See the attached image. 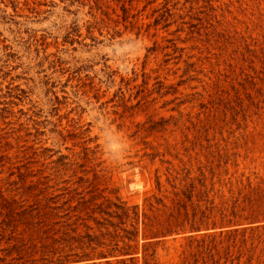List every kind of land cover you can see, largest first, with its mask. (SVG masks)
I'll return each mask as SVG.
<instances>
[{"label": "rangeland", "instance_id": "1", "mask_svg": "<svg viewBox=\"0 0 264 264\" xmlns=\"http://www.w3.org/2000/svg\"><path fill=\"white\" fill-rule=\"evenodd\" d=\"M184 172L264 182V0H0V211L92 191L140 212ZM90 225L111 242L114 227ZM142 227L127 253L66 264L236 258L183 253L186 238L230 227L186 226L158 244ZM13 244L0 235V264H22Z\"/></svg>", "mask_w": 264, "mask_h": 264}, {"label": "trees", "instance_id": "2", "mask_svg": "<svg viewBox=\"0 0 264 264\" xmlns=\"http://www.w3.org/2000/svg\"><path fill=\"white\" fill-rule=\"evenodd\" d=\"M184 173L179 184L172 186L171 192L163 194L160 191L161 196L146 199L140 212L137 206H104L108 200L99 194L91 195L92 191L77 193V199L71 197L59 206L55 205L57 202L54 198L36 200L16 208L11 205L2 206L1 239L7 235L8 240L14 242L7 254L15 252L14 260H23L22 264H66L72 255L75 258L73 261L79 262L89 257L90 252L109 246L108 252L97 253V256L107 258L114 251L127 253L132 249L130 242L136 241L141 222L143 239L157 240L156 244L160 242V238L178 233L179 230L184 231L186 226L190 231L208 230L210 227L214 229L217 226L220 229L233 228L201 239L188 237L183 253L187 251L191 257H202L204 261V257L213 259L216 255H235L236 264H240L243 257V264H252V261L264 264V225L249 227L264 223L263 179L255 177L258 180L255 184L249 177L245 182L236 180V187L233 189L230 178L224 179L220 173L199 172L192 178L190 172ZM177 179L174 178L173 181ZM226 186L229 187L227 196L222 190ZM86 195L90 197L86 199ZM167 198L171 199V205L165 204L164 199ZM98 199L102 201L96 203ZM73 201L75 204L70 205ZM112 208L114 209L111 210ZM90 223L99 227H114L112 240L108 245L98 242L97 237L91 235L93 227ZM122 225L126 227L121 228ZM243 225L248 227H242ZM80 229L83 230L82 234L78 233ZM117 238L122 244L120 248ZM93 242L96 245L94 247ZM75 243L80 246L73 247ZM150 243L143 245L144 256L150 250V255L155 252ZM77 249L82 251L81 256L75 253ZM86 250L90 252L85 254ZM4 260L5 258L0 259L1 262Z\"/></svg>", "mask_w": 264, "mask_h": 264}]
</instances>
